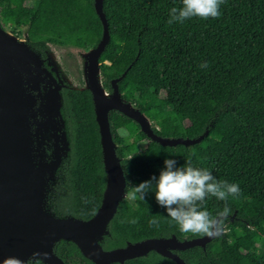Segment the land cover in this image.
Masks as SVG:
<instances>
[{
    "label": "trees",
    "instance_id": "16d2710c",
    "mask_svg": "<svg viewBox=\"0 0 264 264\" xmlns=\"http://www.w3.org/2000/svg\"><path fill=\"white\" fill-rule=\"evenodd\" d=\"M173 7H182V0L103 1L110 36L99 59L103 86L109 90V81L125 73L118 83L122 98L153 122L159 137L195 139L212 123L199 144L169 148L111 112L126 191L158 179L166 159L176 160L178 168L191 159L217 181L238 184L241 195L225 201L207 197L202 210L215 216L227 206L234 219L204 250L178 256L185 264H264V0H225L219 18L169 24ZM24 21L28 44L40 52L49 45L88 50L102 34L93 0H0L3 29ZM205 62L208 67L201 68ZM63 101L71 153L59 180L63 191L56 193L59 212L87 220L105 186L98 128L88 91H67ZM153 218L159 227L150 226ZM108 229L107 249L172 235L179 241L203 237L180 231L167 217L156 202L155 185L143 201L125 198ZM64 255L81 257L72 244ZM124 264L175 263L151 252Z\"/></svg>",
    "mask_w": 264,
    "mask_h": 264
},
{
    "label": "water",
    "instance_id": "95a60500",
    "mask_svg": "<svg viewBox=\"0 0 264 264\" xmlns=\"http://www.w3.org/2000/svg\"><path fill=\"white\" fill-rule=\"evenodd\" d=\"M104 0H93L102 34L94 48L69 47L67 53L79 54L83 86L71 87L60 64L61 57L48 46L42 60L23 38L0 26V264L7 257L26 260L33 252H46L44 264H64L53 252L59 242L73 244L92 264H124L154 252L175 264H185L179 252L192 248L204 250L211 238L179 241L175 236L153 238L104 251L101 243L109 236V224L119 204L126 198V178L116 155L109 116L118 112L139 126L140 132L162 147L186 148L199 144L212 127L195 139L162 138L153 132L150 119L134 104L122 98L118 83L125 73L110 81L111 92L103 87L99 59L109 43V28L103 12ZM44 62L47 68H44ZM42 86V91H41ZM63 88L88 91L98 128L105 186L101 203L89 220L58 217L47 205L57 174L70 158V138L63 113ZM52 142L47 154L44 146ZM235 214L230 217L232 222ZM224 233V232H223Z\"/></svg>",
    "mask_w": 264,
    "mask_h": 264
},
{
    "label": "clouds",
    "instance_id": "9594fccd",
    "mask_svg": "<svg viewBox=\"0 0 264 264\" xmlns=\"http://www.w3.org/2000/svg\"><path fill=\"white\" fill-rule=\"evenodd\" d=\"M223 3L225 0H182V7L179 9L173 7L170 10L168 23H183L194 17L203 20L219 18L220 6ZM200 67L207 68V62ZM176 163L174 159H166L158 179L152 177L138 186L131 187L126 198L133 202L143 201L145 195L155 185L157 204L166 209L167 217L179 227L180 231L211 239L220 237L225 230V223L229 220L231 210L225 206L213 216L209 211L202 210L205 200L209 196L221 201L227 200L229 196L238 198L241 195L239 185L217 181L208 169L193 167L191 159L179 168L176 167ZM130 222L134 224L136 220ZM149 224L159 227V222L155 218L150 220ZM48 259V253L37 251L26 260L14 256L7 257L2 264H44Z\"/></svg>",
    "mask_w": 264,
    "mask_h": 264
},
{
    "label": "flooded vegetation",
    "instance_id": "af4514ba",
    "mask_svg": "<svg viewBox=\"0 0 264 264\" xmlns=\"http://www.w3.org/2000/svg\"><path fill=\"white\" fill-rule=\"evenodd\" d=\"M34 50V49H33ZM34 51H36V50H34ZM37 53H39L40 54V56H41V59L42 60H45L46 59V56H47V53L49 52V50H46V51H44V52H40V51H36ZM76 58V57H75ZM60 64H61V66H62V68H64L65 70H66V68H65V65H64V62H60ZM44 68L46 67L47 68V64L44 62ZM80 68V67H79ZM102 75V74H101ZM80 78H81V80H82V72L80 73ZM103 78V77H102ZM109 84H110V81H109ZM81 86H83V81H81V83H80V87ZM104 87V86H103ZM79 88V87H78ZM105 88V87H104ZM106 89V88H105ZM78 90V89H77ZM41 91H42V86H41ZM67 91H74L73 89H71V88H63L62 90H61V93H62V95L65 93V92H67ZM106 91H107V93H110L111 92V89H110V85H109V90L108 89H106ZM52 142H49V143H47V146H44V149H45V151H46V153L47 154H50V152H51V150H52ZM66 170H67V165H65V164H63V166L61 167V169L59 170V172H58V174H57V181H56V183H55V185H53L52 186V189H51V191H50V193H49V196H48V202H47V205H48V208L56 215V216H58V217H66V216H71V215H69V214H66V215H63L62 213H60L59 212V208L61 207L60 206V201H58V197L56 196V193L58 192V188L61 186V184H60V182H59V180H60V178H63L64 176H65V174H66ZM63 191V188H62V190L61 191H59V192H62ZM55 195V196H54ZM100 203H101V201H100ZM99 206H100V204H99ZM99 206H98V208H99ZM97 208V209H98ZM97 209H96V211H97ZM96 213V212H95ZM94 213V214H95ZM93 217V216H92ZM92 217H90V218H92ZM89 218V219H90ZM89 219H87V220H89ZM83 220V219H82ZM109 236H106V237H104V239H103V241H102V243H101V247H102V249L104 250V251H109V250H112V249H107L106 248V239L108 238ZM71 245V243H67V242H59V243H57V244H55L54 245V247H53V252H54V254L59 258V259H61L62 260V262L64 263V264H87V263H89V264H92L91 262H89L88 260H86L85 258H83V256L80 254V256L81 257H78V256H75L74 258L73 257H71V258H69V257H67L66 255H64V252H65V250L69 247ZM73 245V244H72ZM77 249V248H76ZM114 249V248H113ZM78 250V249H77ZM79 252V251H78ZM80 253V252H79Z\"/></svg>",
    "mask_w": 264,
    "mask_h": 264
},
{
    "label": "rangeland",
    "instance_id": "374dc122",
    "mask_svg": "<svg viewBox=\"0 0 264 264\" xmlns=\"http://www.w3.org/2000/svg\"><path fill=\"white\" fill-rule=\"evenodd\" d=\"M25 25H26V21L22 22L20 27H14V26H10L7 24H3V27L6 32L12 33L13 35H16L19 39H22L23 38L22 35L24 31L26 30ZM51 48H53L56 54H58L61 57L60 62L61 61L64 62L66 70L64 68H62V70L64 71L67 78L71 80L72 82L71 87H76V88L80 87V83L82 81L80 78L81 77L80 76L81 66H82L80 55L67 53L68 51L67 47L58 48V47L51 46ZM152 125H153V122H152ZM57 190L61 191L62 186H60Z\"/></svg>",
    "mask_w": 264,
    "mask_h": 264
}]
</instances>
